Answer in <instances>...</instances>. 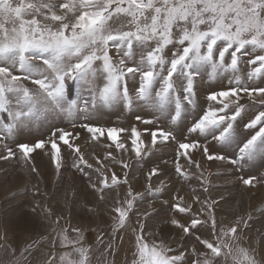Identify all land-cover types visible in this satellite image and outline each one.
I'll list each match as a JSON object with an SVG mask.
<instances>
[{"label":"snow or ice","instance_id":"obj_1","mask_svg":"<svg viewBox=\"0 0 264 264\" xmlns=\"http://www.w3.org/2000/svg\"><path fill=\"white\" fill-rule=\"evenodd\" d=\"M224 80L226 85L216 87ZM73 87L80 95L70 99ZM202 89L207 107L186 127L185 139L197 138L178 142L175 163L178 177L192 178L179 163L181 156L200 167L191 159L190 149L201 151L208 160H227L237 168L257 158L264 160V110L244 124L245 130H255L258 125L259 129L238 144L234 158L211 153L208 147L211 142L230 147L236 142V125L242 114L249 108H264V0H0V113L7 117L0 119L3 149L0 160L14 158L18 151L28 161L35 150L50 144L59 173L63 166L62 142L76 154L74 168L83 172L80 167L83 164L92 169L93 165L74 143L79 133L57 128L48 140L17 143L16 151L6 141L50 117L63 118L73 127L76 120L83 119L80 127L91 134L92 140H99L106 132L115 149L126 152V145L119 140L120 134L129 130L117 127L105 130L88 122L103 110L122 106L126 111L134 107L150 109L151 119L135 117L144 125H154L161 119L168 121L167 128L144 129L150 135V145H145L136 126L131 127V150L139 162L159 145L177 141L174 126L186 115L197 112ZM104 160L116 161V157L108 152ZM119 163L129 168L127 161L121 159ZM97 164L100 166L95 172L100 179L90 186L103 200L106 190L128 183L127 173L121 180L100 158ZM32 171L36 169L33 167ZM157 173L162 174L159 166L151 168L148 179ZM255 182L256 177L243 179L247 186ZM165 187L164 181L155 188L149 183L147 191L156 195ZM142 195L133 194L129 187L128 198L123 201L117 198L113 209L116 215L112 216L113 234L129 227V213ZM176 200L172 209L177 214L191 213L192 205L185 203L182 196ZM193 202L200 203L201 208L189 223L175 215L166 221L180 230L182 240L194 236L205 249L197 252L192 247L197 256L192 264H215L221 255H232L234 248L238 255L233 259L239 260V264H259L238 243L239 219L229 228H218L212 205L201 202L199 197H194ZM200 216L207 219L202 221ZM243 224L247 226V221ZM201 225L209 227L213 240L196 234ZM145 227L138 218L131 228L134 238L131 264H184V251L174 250L162 240L149 242L148 236L155 233H145ZM72 231L77 233L76 239L69 238L66 228L59 232L52 228L53 247L57 239L62 248L72 246V252L60 254L59 264H89L90 246L82 245L80 229ZM102 236L103 233L97 239ZM38 243L24 245L19 256L9 246L14 264H25ZM108 250L115 252L111 243ZM174 251L178 254L173 255ZM73 253L78 257L70 258ZM55 260L53 252L47 264H54Z\"/></svg>","mask_w":264,"mask_h":264},{"label":"rangeland","instance_id":"obj_2","mask_svg":"<svg viewBox=\"0 0 264 264\" xmlns=\"http://www.w3.org/2000/svg\"><path fill=\"white\" fill-rule=\"evenodd\" d=\"M226 83L227 81L224 80L216 87H222ZM28 86L32 87L30 83ZM78 95H80L79 90L73 87L69 98L72 99ZM204 95L202 89L197 112L186 115L174 126L177 141L159 145L139 162L131 150V127L136 126L142 133L145 145H150V135L144 129L169 126L165 119L158 120L154 125H144L136 121L137 115L145 119L152 118L153 113L145 107H134L131 111H126L119 106L103 110L94 119L88 121L105 130L109 127L129 130L121 133L119 140L126 145V152L117 151L114 143L107 138L106 132L105 136L99 140H92L91 134L80 127L84 122L83 119L76 120L73 127L63 118L50 117L18 133L13 140L6 141L9 147L16 151L17 143L32 144L37 140H48L53 130L57 128L73 134L79 133L74 143L79 145L84 159L93 167L89 169L81 164L83 172L74 168L72 165L76 161V154L62 142L60 143L63 166L59 173L52 160L50 144L44 149L35 150L28 161L22 159L18 151L14 158L0 160V245H4L0 247V264H14V257L9 246L16 249V256H19L20 249L34 241L39 243L31 251L25 264H47L53 252L56 254L54 264H59L60 254L64 251L72 252V246L62 248L57 239L56 246L53 247L52 238L55 235L52 232L53 227L57 232L66 228L70 239L77 238V233L72 229H80V235L83 237L82 245L90 246L89 264H131L134 252L131 228L136 225L138 218L146 225L145 233H155V236H148L149 242L153 239L162 240L174 250L184 251V264H192V261L197 259L192 252V247L195 246L197 252L205 251V249L194 236L182 240L180 230L166 221L175 215L181 221L189 223L194 215H199L201 204L194 203V197H199L201 202L207 201L212 205L211 210L217 220L218 228L219 226L229 228L239 219L241 221L237 233L239 245L248 249L259 264H264V160L257 158L243 168H237L227 160H208L201 151L190 149L191 159L198 162L200 167H195L187 158L181 156L179 163L192 178L184 180L175 172L178 142H188L197 138L188 136L186 140V127L190 125L193 117L201 112V109L207 107ZM262 110L264 108H249L242 114L236 125V142L230 147L225 148L211 142L208 145L209 151L234 158L238 153V144L259 129L258 125L255 130H245L244 124L255 118ZM0 119L6 120V114L0 113ZM203 143L204 140L201 138V144ZM110 144L111 148L108 147ZM108 152H112L116 161L104 160ZM0 153H3L2 148ZM97 158H100L107 169L114 171L121 180L127 173L128 183H121L118 187L106 190L103 193V200L99 198L100 193L90 186L91 183L98 184L100 179L95 172V168L100 166L97 164ZM121 159L127 161L129 168L125 169L119 163ZM156 166H159L162 174L157 173L149 180L147 174ZM33 167L36 169L35 172L32 171ZM88 177H91V180ZM248 177H256L257 182L252 186L244 185L243 179ZM161 181H164L166 185L162 193L153 195L147 191L149 183L155 188L160 186ZM129 187L133 194L142 193V198H137L132 212L129 213V227L113 234L112 216L116 215L113 209L117 206V198L120 201L128 198ZM205 188H207L206 192ZM181 196L185 203L192 205L191 213L177 214L172 209V204L177 202L176 198ZM146 213L149 214L147 217L144 215ZM57 217H60L59 222L54 224ZM200 219L203 221L207 217L200 216ZM243 221H247V226H244ZM101 233L103 236L98 240L97 237ZM196 234L210 241L214 239L206 225L198 226ZM42 237L47 238L42 240ZM109 243L113 245L114 253L110 250L106 251ZM181 244L183 247H180ZM172 254L175 255L178 252L174 251ZM237 255L234 248L232 255H221L216 258L215 264H239V260L233 259V256ZM77 257L78 254L73 253L70 258Z\"/></svg>","mask_w":264,"mask_h":264}]
</instances>
